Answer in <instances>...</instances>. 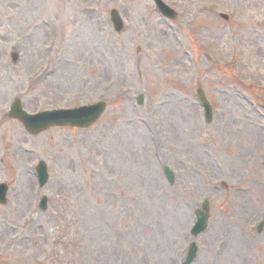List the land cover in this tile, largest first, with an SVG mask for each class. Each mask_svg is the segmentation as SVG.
<instances>
[{
	"label": "rangeland",
	"instance_id": "1",
	"mask_svg": "<svg viewBox=\"0 0 264 264\" xmlns=\"http://www.w3.org/2000/svg\"><path fill=\"white\" fill-rule=\"evenodd\" d=\"M164 1L177 18L154 0H0V264H185L192 241V264H264V0ZM14 97L108 107L32 135Z\"/></svg>",
	"mask_w": 264,
	"mask_h": 264
},
{
	"label": "water",
	"instance_id": "2",
	"mask_svg": "<svg viewBox=\"0 0 264 264\" xmlns=\"http://www.w3.org/2000/svg\"><path fill=\"white\" fill-rule=\"evenodd\" d=\"M117 24L120 25V22L118 21ZM18 106H20V105H18ZM17 108L18 109H16V110L13 111L12 115L19 116L21 119H23L24 122L27 123L28 128L30 130L34 131V132L38 131V129H40V128L33 127L31 124H28V122H35L38 125H40L41 127H45V126L52 125L54 123H58V122L62 121V119H72V118H69V117H65V115L62 118L59 115H55L56 117H53V118L52 117L49 118V117H41L40 116V117H37V119L33 121L29 117H27L25 114L22 113L20 107H17ZM96 113L97 112H92L90 115H87V111L85 110L83 112V114H82L83 115L82 118L79 121L75 120V123H77V124H83V123H80V122H87V121L91 120L93 118V116H94V118L97 117V116H95ZM72 116H76V115L74 114ZM74 118H76V117H74ZM67 121L68 122H72V121H69V120H67ZM167 171H168V174H169L170 179H171L172 172L169 171V170H167ZM204 209H205V211L198 213V222L196 224V228L198 230H201L202 228H205L206 227V224H207V219H208V203L207 202L204 204Z\"/></svg>",
	"mask_w": 264,
	"mask_h": 264
},
{
	"label": "bare ground",
	"instance_id": "3",
	"mask_svg": "<svg viewBox=\"0 0 264 264\" xmlns=\"http://www.w3.org/2000/svg\"><path fill=\"white\" fill-rule=\"evenodd\" d=\"M243 246H244V245H243ZM223 254H224V251L220 252V253L218 254V256L223 255Z\"/></svg>",
	"mask_w": 264,
	"mask_h": 264
}]
</instances>
